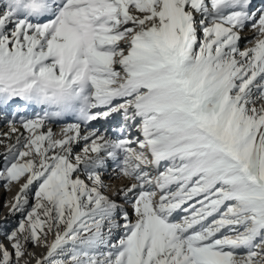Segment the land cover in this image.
<instances>
[{"label": "snow or ice", "instance_id": "snow-or-ice-1", "mask_svg": "<svg viewBox=\"0 0 264 264\" xmlns=\"http://www.w3.org/2000/svg\"><path fill=\"white\" fill-rule=\"evenodd\" d=\"M0 121V264H264V0H0Z\"/></svg>", "mask_w": 264, "mask_h": 264}, {"label": "rangeland", "instance_id": "rangeland-1", "mask_svg": "<svg viewBox=\"0 0 264 264\" xmlns=\"http://www.w3.org/2000/svg\"><path fill=\"white\" fill-rule=\"evenodd\" d=\"M240 47L241 49L244 47V44L243 43L241 44V42H240ZM101 130L103 131V128ZM9 135L12 137V133H9ZM7 143H12V141L11 142L8 141ZM18 191H19V185H14L10 188V190H6L3 187V182H0V227L4 229H11L15 227L18 221L22 218L20 213L10 214L12 209V204L15 202L14 198ZM29 199L30 201L32 200L31 193L29 194ZM129 212L131 214L130 208H129ZM51 238L52 237H50V239ZM0 241H4L5 243H7V241L5 240L2 234H0ZM29 250L35 252L36 256L38 257L43 256L46 252V249L44 248H33L31 245H29ZM32 262L33 260L31 261V264H33Z\"/></svg>", "mask_w": 264, "mask_h": 264}, {"label": "bare ground", "instance_id": "bare-ground-1", "mask_svg": "<svg viewBox=\"0 0 264 264\" xmlns=\"http://www.w3.org/2000/svg\"><path fill=\"white\" fill-rule=\"evenodd\" d=\"M255 3H259V0H254ZM255 35V33L253 32V30L248 27V28H245V30L241 33V36H242V39H241V44L243 43L244 44V47L242 48V50L245 48V47H252L253 45L250 44V43H246V41L248 40H251L253 38V36ZM36 111H39V109H35ZM31 114V113H30ZM119 121V117H114L112 118L110 121H99V122H93L95 124L96 127L102 129L103 130L105 128H115L117 126V123ZM75 119L73 117H65L63 119H60V120H54L52 121L50 124H49V127H51L54 131V128H57L58 129L56 130V133L60 134L61 132V129L66 125V124H70V123H75ZM8 128L6 126V124L2 121H0V134L2 133H5V132H8ZM21 131H23V129H21ZM102 131V130H101ZM55 132V131H54ZM16 135L17 134H13L12 133V137L10 140L8 141H12V143L15 142V139H16ZM6 141V142H8ZM4 151V148L3 146L0 147V152H3ZM114 183V186L115 187H120V186H124V185H127V180H124V179H121V180H116L113 182ZM38 257V256H37ZM39 258V257H38ZM33 264H35V261L33 260L32 262Z\"/></svg>", "mask_w": 264, "mask_h": 264}]
</instances>
